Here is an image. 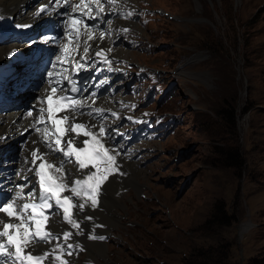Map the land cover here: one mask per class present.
Masks as SVG:
<instances>
[{
  "label": "rangeland",
  "instance_id": "1",
  "mask_svg": "<svg viewBox=\"0 0 264 264\" xmlns=\"http://www.w3.org/2000/svg\"><path fill=\"white\" fill-rule=\"evenodd\" d=\"M134 4L126 18L109 20L126 56L110 61L111 77L106 69L104 76L112 85L96 97L120 95V118H96L127 125V110L140 124L144 134L120 147L140 174L108 175V208L103 201L88 214L89 231L104 237L101 246L89 233L88 241L72 243L70 263L264 264V0ZM38 76L33 84H41ZM30 84L17 89L22 104L35 98ZM110 131L111 142L122 145ZM20 135L0 154L6 177L22 149L13 144ZM108 209L118 216L113 224ZM79 215L86 220L87 210Z\"/></svg>",
  "mask_w": 264,
  "mask_h": 264
},
{
  "label": "bare ground",
  "instance_id": "2",
  "mask_svg": "<svg viewBox=\"0 0 264 264\" xmlns=\"http://www.w3.org/2000/svg\"><path fill=\"white\" fill-rule=\"evenodd\" d=\"M91 1L92 4H90V7H92L95 3V0H85V3H91ZM104 1L105 0H101V4H103ZM121 1L123 0H114L113 3H109L108 1L109 6L114 11V13L121 11V7L130 10V6H134V3L138 0H126L128 3L124 5ZM73 5H80V0H69L67 2L60 0H0V42L6 41L11 35L17 37L18 39L14 42L8 41L7 43L0 44V85H2L0 88V98L8 93H10L12 96H15L16 92L19 95L21 92L26 91L25 88L27 87L25 86H27L29 82L31 83L30 85L33 84L32 77H34L35 80H38L39 82L40 76L36 75V72L42 73L43 67L40 64L38 65L37 59H39V62H41L50 58L51 51L54 47H57L54 49L56 52L55 58H57V60L53 63L54 65L50 70V72L54 74L52 79L62 80L63 76L68 73L70 69L77 68L80 72H83V77L87 80L89 85L87 90L88 94L83 96L85 98L81 97L79 99V101L82 100V106L79 108V111L84 114L78 115L76 122L84 123L88 126L95 125L96 127L92 129L95 132L99 131V126L101 125H103L108 131L111 130L113 132L114 128L117 126L116 121L111 119L105 120L103 117L100 118L101 116L99 119H97L95 115H89L91 106L87 104L85 107L83 102L87 103L88 100H92L93 102H101L105 105L117 107L120 104L118 102L116 103V101L122 100L120 95H116L115 97L111 98H96L98 94L100 95L102 93V91H100L97 94L98 89L102 87L105 88L108 84L109 78L105 77V69L108 71L110 66L106 64L110 63V61L112 62L114 60L113 58L118 56H126V51L124 50L122 44L118 45L119 39H121L120 36L117 35V32L114 29L111 31L112 25L109 23V20L113 19V17L118 14H114L113 17L104 14L103 17L99 19L100 25L94 26L92 25L91 21H95L96 19H89L88 15L81 16V13H88L87 8L84 7V5H80L77 11L73 13ZM42 7L45 10L40 12ZM98 11L100 10L91 8L90 14L92 16H97ZM127 13L130 12H126L124 15L121 14L122 17L126 18L129 15ZM61 15L66 16V21L64 23L61 22ZM70 17H79L83 21V23L78 26L80 30L78 41L76 39V33L73 32L69 27ZM130 21L133 22L132 19ZM59 22L61 23L58 25ZM95 23L98 24L97 21H95ZM84 24L88 26L87 32L91 34V39L88 38V34H86L84 31ZM112 24L115 25L116 28V24H114V22H112ZM122 24L131 26L129 22L125 23V21ZM56 28L61 29V33L59 36H57V40H55V37L52 35V29ZM127 30L128 27L126 28V31L124 30V32H127ZM69 32H72V35H69ZM101 33L104 34L103 38H101ZM108 33H112L113 36L109 38L110 36ZM85 41H87V46L89 47L87 54L83 52V49L86 46ZM23 51H27V53L22 55ZM43 51H45V53ZM97 52H102L103 54L101 56H97ZM81 57H84V59H81ZM74 61L78 63H74ZM21 71L23 72L22 74ZM20 74L21 76H19ZM20 83H23L24 86L18 87ZM7 85L11 86L10 89H8ZM33 85L35 88V98L31 101L30 105L22 104V99L18 101L11 100L0 103L1 110L2 108L7 109L11 104L16 106L19 104L23 105L21 108L14 110H8L5 112H2L3 110L0 111V154L4 153L5 148L3 146L8 145L12 136L15 137L20 134L24 135V137L21 139L23 142L19 140L18 137L16 142L13 143L16 145V149H18L19 146L22 147V149L20 150L17 160L15 161V167L8 177L4 175V159L0 157V204L5 202L10 203L8 192L10 193V197L15 199L18 193H27L31 190V188L38 186L36 182L38 178L36 177L34 171H31V169L34 168V165L31 163V151L34 149H40L41 152L48 153L47 159L53 164L59 165L61 162H63L64 168L68 172L67 178L71 183H74L78 179H86L88 175L87 169L81 172L74 162L68 163L59 152H50L47 145L44 143L45 129H50L51 124H38L36 121L37 117L40 115L39 109L44 106L41 101L45 99L51 90L49 75L44 78L42 74L41 84L38 85L36 83ZM109 85L112 84L110 83ZM17 89H19L21 92ZM110 90H112V88H110ZM90 96H94V98L92 99ZM29 111L32 112L31 116L28 114ZM62 115H64L63 112ZM33 124H35L36 127ZM37 129H39V131H37ZM48 133H51L52 135L51 131ZM72 135L74 134L68 133V136ZM52 138L54 140V137ZM64 139H67V137ZM83 139L90 138L81 135L80 140L77 141L81 147H83ZM111 140L110 138L105 140V145L106 147L114 149L115 152L119 153V155L116 156L115 161V164L118 166V171H115V173L120 175L123 179H126L127 177L129 179L131 176L139 175L140 170L136 168L133 162L127 161L126 154L124 155V153L120 150L122 145L119 144V147L115 146ZM72 159L74 161L75 157ZM40 163L41 161L38 159L36 161V165L38 166ZM93 171H95V169H93ZM23 174L28 176L22 181L19 178ZM141 187L142 186L140 185L137 190H140ZM4 189L6 190L4 191ZM36 193L38 194V192ZM63 195L70 196L72 193L70 191H65ZM105 196L106 194L104 192V187L102 186L98 196L99 207H102L103 201L107 200ZM25 202H27L26 199ZM79 202L83 203L84 200L79 197L74 198V203L77 205V207L72 209L73 218L78 221L79 228H73L71 224L66 223L63 220L62 211H60L53 215L47 223L48 229L58 230L59 233L55 236L59 235L60 239L57 240L54 237L50 243L41 241L29 249L30 251L34 250L36 254L42 255L45 251L51 254L42 262V264H62V261H66L67 264H71L70 258L72 257V253L71 250L69 251L67 245H72V243L76 241H88L86 238L88 237L89 233L90 236L92 235L95 237V232L93 233V231H89L88 229L89 220L91 219L86 218L85 220L79 215ZM106 205V208H108V201H106ZM91 207V201L88 200L84 207V209L87 210V215L90 214ZM107 212L108 216H106V222H110L108 224H113L114 220L117 219L118 216L116 213L111 212L110 209H108ZM0 217H3L5 221L8 219L4 213H0ZM87 217L93 216L88 215ZM106 225L107 224L101 225L100 232H105L104 229L106 230ZM65 231L72 233V239L70 237L67 240L63 239V234ZM77 232H79V234H76ZM94 239L96 242L93 241V243L101 246L102 241L100 239ZM57 244H59L61 247H57ZM53 249H55L54 252ZM69 252L71 255L67 254ZM0 259L4 258L0 257ZM8 264H11V261H8Z\"/></svg>",
  "mask_w": 264,
  "mask_h": 264
},
{
  "label": "snow or ice",
  "instance_id": "3",
  "mask_svg": "<svg viewBox=\"0 0 264 264\" xmlns=\"http://www.w3.org/2000/svg\"><path fill=\"white\" fill-rule=\"evenodd\" d=\"M113 2L114 0H109V3ZM95 3L99 6V10H102L101 0H95ZM80 5H84L88 9V13H81V16L88 15L89 19L98 18L99 11L97 16L90 14V3L80 0ZM80 5H73V13L77 11ZM44 10L42 7L40 12ZM82 23L83 21L79 17H70L69 27L76 33L77 41L80 35L78 26ZM87 29L88 26L84 24V31L91 39V34L87 32ZM69 35H72V32H69ZM103 35L101 33V38ZM85 45L83 52L87 54L89 51L87 41H85ZM102 54V52L96 53L97 56ZM74 63L78 62L74 61ZM48 75L51 92L41 101L42 104L46 103L47 107L39 109L40 115L36 121L38 124H51L50 129H45L44 143L50 152H59L68 163L74 162L81 172L87 169L88 175L86 179H78L71 183L67 178L68 172L64 168L63 162L59 165L53 164L47 159L48 153H43L40 149L31 151V163L34 165L31 171H34L38 178L36 182L39 185V191L38 194L29 191L26 197H22L18 193L17 197L10 203L0 204V213H4L8 218L5 221L3 217H0V257L4 258L0 259V264H8V261H11V264H42L51 254L47 251L42 255L36 254L34 250L30 251L29 249L41 241L50 243L54 237L57 240L60 239L47 228V223L52 216L62 211L63 220L71 224L73 228H79L78 221L73 218L72 209L77 207L74 198L79 197L84 200L78 205L81 211H83L88 200L91 201L93 208L97 207L99 191L107 181L108 175L118 171L115 161L119 153L105 145V140L110 138L109 131L103 125L99 126L98 132H95L92 130L96 127L95 125L88 126L84 123H77V116L84 114L79 111L82 106L81 102L59 95L63 90V80H53L54 74L51 72ZM66 79L70 80V78ZM72 90L76 91L77 89ZM96 111L99 112L100 110L97 109ZM61 112L64 115H59ZM28 114L31 116L32 112L29 111ZM49 131L52 132L54 140L47 135ZM68 133L74 135L68 136ZM81 135L90 138L83 139V147L77 143ZM65 137L67 139H64ZM73 157H75L74 161ZM38 159L41 163L37 166L36 161ZM65 191H70L72 195H63ZM21 198L26 199L27 202L18 205L17 200ZM87 219H91V217H87ZM71 235V232L65 231L63 239L67 240ZM89 238L94 239L95 237ZM99 238L104 239L102 236ZM57 247L61 246L57 244ZM67 247L71 248L72 245L68 244ZM54 251L55 249H53ZM67 254L71 255L70 252ZM62 264H67V262L62 261Z\"/></svg>",
  "mask_w": 264,
  "mask_h": 264
},
{
  "label": "water",
  "instance_id": "4",
  "mask_svg": "<svg viewBox=\"0 0 264 264\" xmlns=\"http://www.w3.org/2000/svg\"><path fill=\"white\" fill-rule=\"evenodd\" d=\"M23 137H24L23 135H20V136H19V140H21ZM17 145H18V144H17Z\"/></svg>",
  "mask_w": 264,
  "mask_h": 264
},
{
  "label": "trees",
  "instance_id": "5",
  "mask_svg": "<svg viewBox=\"0 0 264 264\" xmlns=\"http://www.w3.org/2000/svg\"><path fill=\"white\" fill-rule=\"evenodd\" d=\"M211 256V255H210Z\"/></svg>",
  "mask_w": 264,
  "mask_h": 264
}]
</instances>
